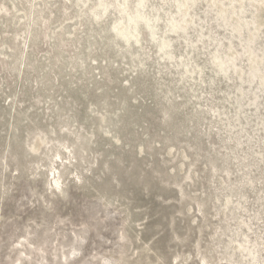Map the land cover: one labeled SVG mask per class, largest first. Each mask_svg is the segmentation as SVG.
I'll list each match as a JSON object with an SVG mask.
<instances>
[{
	"label": "rangeland",
	"instance_id": "rangeland-1",
	"mask_svg": "<svg viewBox=\"0 0 264 264\" xmlns=\"http://www.w3.org/2000/svg\"><path fill=\"white\" fill-rule=\"evenodd\" d=\"M0 264H264V0H0Z\"/></svg>",
	"mask_w": 264,
	"mask_h": 264
}]
</instances>
